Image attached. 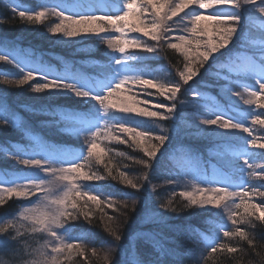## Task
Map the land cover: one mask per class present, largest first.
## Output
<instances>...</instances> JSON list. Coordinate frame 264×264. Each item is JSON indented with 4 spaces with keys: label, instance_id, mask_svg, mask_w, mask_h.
<instances>
[{
    "label": "snow or ice",
    "instance_id": "6c2138e0",
    "mask_svg": "<svg viewBox=\"0 0 264 264\" xmlns=\"http://www.w3.org/2000/svg\"><path fill=\"white\" fill-rule=\"evenodd\" d=\"M4 6L31 25L55 18L56 22L48 27V32L67 38L62 39L65 42L97 36L115 53L109 55L107 63L95 64L96 70L89 74L70 62L57 69L42 55L22 49L14 41L0 39V62L16 70L12 78L0 79V84L27 87L38 94H71L79 100L95 101L94 111L88 113L64 108L48 112L50 119L44 122L45 127H57L60 132L83 138L82 147L71 148L45 139L8 105L4 97H0V127L18 131L26 140L25 144L0 145V154L24 170L22 175L0 173V207L13 198L29 200L32 207L24 208L19 221L27 222L32 233L49 238L35 250L37 258L31 264H63V259L75 256L87 261L85 239L70 241L61 230L66 229L68 221L79 219L80 215L88 220L89 213L85 209L90 205L100 210L101 218L106 217L104 228L113 238L112 246L102 255L95 248L91 249V254L100 264H115L117 253L124 251L121 241L125 233L121 231V224L126 223V219L117 222V218L108 216L104 209L136 211L137 194L143 184L138 182L140 178L130 177L119 169L116 175L113 174L114 166L108 158L111 149L101 147V137L141 151L147 159L134 163L149 170L142 179L150 183L149 173L156 169L161 148L169 143L172 132L158 122L173 120L180 106L194 110L196 135L217 134L229 138L217 143L214 151L221 160L222 170L214 168L216 178L208 180L202 158L191 149H177L182 154L183 164L177 163L176 167L183 176L190 177L185 190L174 191L166 203H160L161 211H146L142 223L163 222L165 213L178 211L173 206L174 200L182 198L187 202L185 209L223 208L232 225L228 227L222 220L209 224V234H200L205 248L188 250L191 264H200L196 259L197 252L202 258L210 259L216 253L241 251L226 241L239 239L253 244L250 234L239 225L264 224V137L254 134L257 126L264 127V0H39L36 7H25L20 0H4ZM245 12L250 19L249 29L260 21V46L251 47L247 36L242 50L234 55L230 46L240 32ZM209 25L214 31L209 30ZM104 33L119 35L105 37ZM131 33H139L154 43L149 44ZM165 49L174 50L183 57V70L177 69L179 79L176 81L164 80L154 74H139L129 65L137 54L160 56ZM223 57L228 59L218 63ZM209 61L211 65H208ZM205 65L209 71L215 65L217 70L211 74L224 82L221 100L204 96L197 91L196 85H190ZM186 85L189 88L184 91L193 96L191 103L179 98ZM134 88L144 91L133 92ZM122 90L128 95L117 103L115 98L122 95ZM140 95L145 99H139ZM147 97H155V101ZM161 98L171 103H163ZM208 100L211 103H202ZM240 102L247 108L241 111ZM141 104L143 107H138ZM113 110L125 115L111 119ZM201 111L203 116L199 114ZM136 117L142 118V122H135ZM146 121L151 123L146 126ZM183 123L193 127L186 121ZM153 127L160 128V134H155ZM169 159L174 158L170 156ZM93 161L104 166L106 176L92 172L90 167L85 171ZM109 177L119 179L134 191L126 193V199L120 202L102 198L103 194L78 183ZM253 180L260 182L252 183ZM166 183L179 185L180 181L173 179ZM155 188L153 185V191ZM50 208L55 210L54 215L49 214ZM120 214L123 216L122 212ZM20 226L23 227V223ZM11 229L16 232V236L11 237L13 240L24 235L17 222L8 221L0 226V237H5ZM187 238L192 239L191 236ZM7 241L4 238L0 243ZM132 241L130 249L124 251L125 264H143L136 255L137 241L151 245L160 257L182 260L178 249L169 247L157 233L137 231ZM87 264L91 262L87 261Z\"/></svg>",
    "mask_w": 264,
    "mask_h": 264
},
{
    "label": "trees",
    "instance_id": "16d2710c",
    "mask_svg": "<svg viewBox=\"0 0 264 264\" xmlns=\"http://www.w3.org/2000/svg\"><path fill=\"white\" fill-rule=\"evenodd\" d=\"M20 2L25 7H36L39 0H20ZM53 2H55V0H53ZM0 20L3 21V23H0V39L14 41L20 48L28 49L33 53L42 55L50 66L57 69H60L62 65H67L70 62L76 67L82 68L84 71L92 74L96 70L93 67L95 64L107 63L109 55L115 54H113L112 50L107 47V44L101 42L97 36L83 37L72 44L70 43L72 40L65 42L62 39L67 38L51 35V33L48 32V27L54 26L56 22L55 18L48 19L43 24L37 25L23 22L19 19L18 15L14 16L11 11L4 6V0H0ZM249 25L250 19L248 13L245 12L243 13V19L240 24V32L233 45L230 46L234 55L242 50L241 46L245 43L247 36L251 47L260 46V21H257L256 25L251 29H249ZM209 30L214 31L211 25H209ZM102 35L105 37H115L117 34L104 33ZM130 35H133V37L139 36L142 40H147L149 44L154 43L139 33H131ZM214 39L218 38L214 37ZM224 51H227V49ZM227 59V57H223L218 63H224ZM134 61L136 71L139 74H154L168 81L178 80L177 69L183 70L184 66L183 57L171 49H165L160 56L145 53L137 54ZM211 64L212 62L209 61L208 65ZM208 65H205L200 75L195 77L190 82V85H196V89L200 93L201 91L204 92L207 87H210L209 92L211 93V98L221 100V87L224 82L211 74V72L217 70L216 66L213 65L211 71H209ZM15 74V69L0 62V79L12 78ZM198 81L199 83H197ZM32 83L35 84L36 82L33 81ZM187 88H189L188 85L182 88L179 98L191 103L193 96L190 92L184 91V89ZM136 90L139 91V93H143L144 91L143 89L134 88L133 92ZM149 91L154 90L150 89ZM127 95L128 93L122 90V95L116 97L115 102L123 101ZM0 97H4L8 105L45 139L68 147H82L84 141L75 136L60 132L57 127H45L44 122L50 119L48 112L52 109L64 108L88 113L94 111L95 101L79 100L71 94H38L32 92L27 87L15 88L4 84H0ZM147 99L155 101V97H147ZM161 100L166 104L171 103L170 101L163 100V98H161ZM138 107H143V105H138ZM246 108L247 106L240 102L239 109L242 111ZM193 111V109L180 106L177 108L173 120L167 121L170 122L171 125L180 124L185 127L184 131H176L175 133H177V135L171 136L175 138L180 135L183 141L174 139L175 142L172 141L174 145L166 143L164 147L161 148L162 154L160 158L158 154L159 160L157 167L149 173L150 183L142 179L143 175L148 173L149 170L141 164L134 163L136 160L147 159L141 151L134 150L129 146L128 149L121 150L123 146L120 143L105 140L101 137V146L111 149L108 158L111 159L112 165L114 166L113 174L116 175L117 169H119V171L127 173L130 177L140 178L138 182L143 184V187L137 194L139 203L137 204L136 211L122 208L120 212H113L111 208H105L109 216H115L117 218V222L125 221L126 219V223L121 224V231L125 233L121 241V246H126V250H129L131 247L129 241L131 242L132 239L130 236L134 233V230H141L159 234L166 240L169 247L178 249L182 254V260L180 261L172 257H160L151 245L145 244L142 241H137L135 245L136 255L143 261V264H191L192 258L188 255V250L193 248L203 250L205 248V242L200 234H209V224L223 220L218 214L219 211H223V208H208L203 210L196 208L185 209L184 204L187 202L182 200V198H177L173 202V206L178 209L176 213H165V220L161 223H142L146 211L149 209L161 211L159 209V204L162 202L166 203L167 200L172 197L174 191L179 192L185 190L187 180L190 179L188 177H182L183 174L174 173L176 170L175 166L172 161L169 160L168 156L173 148L184 147L191 149L199 156H202V160H212V162L217 163V166L222 169L218 159L219 157L214 154V151L217 143L223 142L229 138L217 134L196 135L198 129L194 127L196 121ZM112 114L114 116L110 117L111 119H116L125 115L116 110H114ZM199 114L201 116L204 115L202 111ZM183 121H186L188 125H193V127H186ZM135 122H142V118L136 117ZM148 123H151V121H146V126ZM184 134L188 137L184 138ZM254 134L264 137V127L257 126ZM239 135L246 134L239 133ZM25 143L26 140L18 131L0 127V145ZM118 149H120L121 152H118ZM119 153H124V155L120 156ZM125 165H128V167H125ZM21 167L22 166L16 164L15 161L0 154V171L2 173L7 171L10 174L22 175L24 170H22ZM88 167H90L92 172L98 175H107L103 165L92 162ZM85 171H88V169L85 168ZM173 179L179 180L180 184L174 185L166 183V181ZM103 181L108 184H95L93 182L81 181L78 183L103 194L102 198L108 197L109 199L120 202L126 199V193L134 191L125 187L124 184L119 182V179L113 180L109 177ZM259 182L260 181L256 180L252 181V183ZM116 183L118 186L120 185V193H118V191L108 193V190H105L106 186L115 187ZM153 185L156 186L155 191H153ZM32 200H35V197H32ZM257 202L259 201L257 200ZM80 203L83 204L84 201L82 200ZM25 207H32L31 202L29 200L16 198L7 200L6 203L0 207V226H3V224L8 221L17 222V227L24 233V235L17 237L19 243H17V240L11 239V237L16 236L14 229H11L5 237H0V240L4 238L8 240L7 242L0 243V264H31V262L37 258L34 254L35 250L40 249L49 239L44 234L32 233L28 228L27 222H25L24 225L26 228L21 229L19 217ZM85 211L89 212L90 210L85 209ZM121 212L123 216L120 214ZM91 219L86 220L83 215H80L77 221H68L65 225L66 229L61 230V234L66 235L70 241L79 240L83 237L85 239L84 242L87 244V257H89L91 264H100L97 257L92 256L91 249L95 248L97 251L100 250L98 254L102 255L107 248L112 246L113 238L105 231L104 218L96 216ZM225 224H227L228 227H232L230 221H227ZM239 226L250 234V238L253 241L252 245L239 239L226 241L231 246L238 247L241 251L235 254L226 252L216 253L213 254L210 259L207 256L202 258L199 252H197L196 259L200 260V264H264V259H262L264 258V224L256 222L255 227L249 224H240ZM179 230L180 234H175V231ZM189 236H191L192 239H188L187 237ZM222 242L225 241L222 239ZM81 260L82 259L76 258L75 256L72 259H63V264H86V262ZM125 260L126 256L123 254V251L118 252L115 264H125Z\"/></svg>",
    "mask_w": 264,
    "mask_h": 264
},
{
    "label": "rangeland",
    "instance_id": "374dc122",
    "mask_svg": "<svg viewBox=\"0 0 264 264\" xmlns=\"http://www.w3.org/2000/svg\"><path fill=\"white\" fill-rule=\"evenodd\" d=\"M119 34H117L116 36H118ZM115 36V37H116ZM131 36H133V35H131ZM87 37V36H86ZM76 41H71L70 43H72V44H74ZM114 54V53H113ZM129 65H130V67H132L133 69H135L136 70V67H135V61H134V59L133 60H130L129 61ZM95 69V68H94ZM209 88L210 87H207L204 91V93H201L202 95H204V96H207V97H209V98H211V93L209 92L210 90H209ZM135 92H139V91H135ZM139 99H141V100H143V99H145V97L144 96H139L138 97ZM215 99V98H214ZM119 102H121V101H117V103H119ZM202 103H211V100H208V101H202ZM112 112H114V110L112 111ZM162 127H164V128H169V129H172V132H170L169 133V135H170V139H169V143L171 144V145H174V139H178V140H180V141H183L181 138H180V135H178V136H176L175 138H172L171 136L172 135H177V133H175L176 131H184L185 129V127L184 126H182V125H180V124H178V125H171V123L170 122H167V121H159L158 122ZM153 132L155 133V134H160V128H155V127H153ZM241 134H245V133H241ZM183 137L184 138H187L188 136H186L185 134L183 135ZM80 140H82L83 141V138L81 137V138H79ZM172 141H174V142H172ZM123 147L121 148V150H125V149H128V145L127 144H121ZM175 146H178V145H175ZM102 147V146H101ZM74 148H76V147H74ZM176 148H179V147H176ZM121 150L120 149H118V152H121ZM134 151V150H133ZM117 152V151H116ZM117 152V153H118ZM170 156L171 157H173L174 159H170L172 162H173V164L176 166V164L177 163H180V164H183V160H182V154H179L178 153V151L177 150H175V151H173L171 154H170ZM201 158H202V156H200ZM219 159V162H220V165L222 166V163H221V160H220V158H218ZM93 163H95L94 161H93ZM203 164H204V167L206 168V170H207V179L208 180H212V179H214V178H216V175H217V173H216V170L215 169H217L216 168V165H217V163L216 164H212V163H210L209 161H204L203 160ZM95 165V164H94ZM218 167V166H217ZM101 168H103V167H101ZM215 168V169H214ZM86 169H88L89 170V167L87 166L86 167ZM221 169V168H220ZM220 169H217V171H220ZM99 170H101V169H99ZM186 171H187V169H185ZM0 173H2L1 171H0ZM181 175L183 174V173H180ZM182 177H184V178H187L186 176H182ZM188 178H190V177H188ZM81 182H93V183H107V182H105V181H103V180H100V181H81ZM108 184V183H107ZM105 190H108V193H112L113 191H118V193H120V191H121V189H120V185L118 186L117 185V183H116V185H115V187H111V186H106V188H105ZM81 206H83V204L81 203ZM108 209V208H107ZM87 210H90L88 213H89V219H91V218H94V217H96V216H101L102 217V213L100 212V210H98V209H96L95 208V206H89V208H87ZM111 210V209H110ZM104 211H106L107 212V210L106 209H104ZM219 216H221L220 218L221 219H223L222 220V222L223 223H227V221H228V219H227V213H225V212H223V211H219ZM108 216H109V213H108ZM78 219H74L73 221H77ZM92 220V219H91ZM225 220H227V221H225ZM103 221L104 222H106V217L103 219ZM20 222V221H19ZM20 223H23V225H25V222H20ZM144 224H146V223H144ZM147 224H149V223H147ZM24 228H26L25 226H23V227H21V229H24ZM138 231H141V230H138ZM137 231H135L134 230V233L130 236V238H133V236L135 235V233H136ZM129 243L132 245V243H133V241H132V239H131V242L129 241ZM137 243V242H136ZM125 245V244H124ZM136 245V244H135ZM124 247V248H123ZM122 247V249L124 250V251H127L126 250V246H123ZM100 251V250H99ZM99 251H97L98 253H99ZM124 251H123V254H124ZM122 252V251H121ZM125 255V254H124ZM76 258H80V259H82L81 261H84V262H86V264H87V261H90V259H89V257H87V261L86 260H84L85 258L84 257H82L81 258V256H76ZM84 258V259H83ZM75 264H77V263H75Z\"/></svg>",
    "mask_w": 264,
    "mask_h": 264
},
{
    "label": "clouds",
    "instance_id": "9594fccd",
    "mask_svg": "<svg viewBox=\"0 0 264 264\" xmlns=\"http://www.w3.org/2000/svg\"><path fill=\"white\" fill-rule=\"evenodd\" d=\"M54 213H55V210L50 208V209H49V214H50V215H54Z\"/></svg>",
    "mask_w": 264,
    "mask_h": 264
},
{
    "label": "bare ground",
    "instance_id": "6f19581e",
    "mask_svg": "<svg viewBox=\"0 0 264 264\" xmlns=\"http://www.w3.org/2000/svg\"><path fill=\"white\" fill-rule=\"evenodd\" d=\"M175 234L179 235V234H180V232H178V231H175Z\"/></svg>",
    "mask_w": 264,
    "mask_h": 264
}]
</instances>
